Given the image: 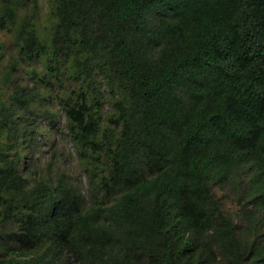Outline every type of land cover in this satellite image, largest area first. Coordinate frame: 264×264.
Returning <instances> with one entry per match:
<instances>
[{"label":"trees","instance_id":"obj_1","mask_svg":"<svg viewBox=\"0 0 264 264\" xmlns=\"http://www.w3.org/2000/svg\"><path fill=\"white\" fill-rule=\"evenodd\" d=\"M46 2L45 38L25 18L15 28L22 0H0V31L48 61L43 86L86 87L58 102L86 193L64 172H21L31 131L15 111L43 97L13 82L15 108L0 101V264H264V0ZM227 187L247 234L221 210L213 188Z\"/></svg>","mask_w":264,"mask_h":264},{"label":"rangeland","instance_id":"obj_2","mask_svg":"<svg viewBox=\"0 0 264 264\" xmlns=\"http://www.w3.org/2000/svg\"><path fill=\"white\" fill-rule=\"evenodd\" d=\"M22 1H24V8L16 14L15 28L23 23L22 20L25 18L26 22L45 38L51 19L48 3L46 0H37L34 6L31 0ZM16 37L17 31L13 27H7V29L0 31V101L3 100V103L11 110L15 108L8 99L13 82L27 85L33 92H39V98L43 97L42 101L28 110L15 111L21 117L18 120L19 128L25 127L31 131L30 135L27 134L25 137V141L21 140L17 144L19 152L23 154L24 161L20 165V170L30 178L43 176L51 179L64 172L76 182L83 193H86V184L78 167L75 149L64 132V113L58 103L64 90L74 87L79 91L81 86L84 89L86 87L74 81L71 82L61 75L60 83L46 79V85L43 86L41 81L34 77V74L42 76L48 61L35 58L31 61L24 59L20 54ZM12 64L15 66L14 73L8 80H5L3 72ZM96 78L92 88L96 90L95 95L103 96L105 100L103 111L108 112L110 111V94L104 88L100 78ZM1 117L0 109V119ZM4 131L6 130H0V142L7 141ZM213 190L220 201L222 212L242 226L240 227V235L243 231L247 234L248 229L244 228L248 223L243 218V201L239 198V187L234 189L227 187L225 191L218 188H213ZM251 227L253 228V226ZM252 233L253 231L248 236ZM219 264L224 263L220 261Z\"/></svg>","mask_w":264,"mask_h":264}]
</instances>
